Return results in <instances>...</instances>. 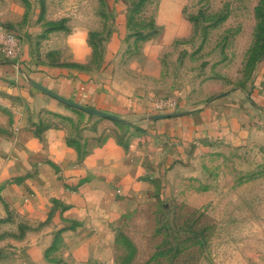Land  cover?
<instances>
[{"label":"rangeland","instance_id":"374dc122","mask_svg":"<svg viewBox=\"0 0 264 264\" xmlns=\"http://www.w3.org/2000/svg\"><path fill=\"white\" fill-rule=\"evenodd\" d=\"M258 4L0 0V29L11 31L43 63L112 86L143 108L135 119L190 108L241 86L264 55ZM50 35L54 42L68 37L87 48V59L58 63L68 52L65 47L45 51L42 43ZM3 59L9 58L0 50ZM46 112L48 120L56 118ZM75 113L69 119L76 125L100 121ZM112 123L121 142L137 125ZM152 187L127 197L101 236L81 239L72 252L56 233L42 255L38 248L27 254L31 239L15 237L18 228L4 223L0 264H264V139L252 137L240 147L210 144L176 160ZM76 224L64 222L69 228Z\"/></svg>","mask_w":264,"mask_h":264},{"label":"crops","instance_id":"0c3cea01","mask_svg":"<svg viewBox=\"0 0 264 264\" xmlns=\"http://www.w3.org/2000/svg\"><path fill=\"white\" fill-rule=\"evenodd\" d=\"M51 38L42 43L45 51L68 52L58 63L87 59L82 45ZM24 45L16 59L0 60V227L13 222L15 237L31 239L27 254L38 248L42 255L56 233L71 252L81 239L101 236L127 197L153 188L176 160L214 143L240 147L252 137L264 139V56L241 86L190 108L153 112L176 115L132 119L143 111L134 101L66 66L43 63ZM29 80L113 118L97 115L98 124L76 125L70 115L83 111L27 87ZM46 111L56 118L48 120ZM133 121L135 131L121 142L112 122Z\"/></svg>","mask_w":264,"mask_h":264},{"label":"water","instance_id":"95a60500","mask_svg":"<svg viewBox=\"0 0 264 264\" xmlns=\"http://www.w3.org/2000/svg\"><path fill=\"white\" fill-rule=\"evenodd\" d=\"M29 84L36 88L37 90L41 91L42 93L54 98L55 100H57L58 102L66 105V106H69V107H73L75 109H78V110H81L85 113H88V114H95V115H99V116H102V117H106V118H113L112 115L110 114H107V113H104L102 111H99L97 109H94V108H90V107H86V106H83L81 104H78L76 102H73L71 100H68L66 98H63L57 94H55L54 92L50 91L49 89H47L46 87L34 82V81H31L29 80ZM223 94V93H221ZM177 113L175 114H171V113H159V114H153V115H150L148 116V118L150 119H158V118H164V117H168V116H171V115H176Z\"/></svg>","mask_w":264,"mask_h":264},{"label":"built area","instance_id":"2783aa9c","mask_svg":"<svg viewBox=\"0 0 264 264\" xmlns=\"http://www.w3.org/2000/svg\"><path fill=\"white\" fill-rule=\"evenodd\" d=\"M0 50L9 59L18 57L19 43L11 31L0 29Z\"/></svg>","mask_w":264,"mask_h":264},{"label":"trees","instance_id":"16d2710c","mask_svg":"<svg viewBox=\"0 0 264 264\" xmlns=\"http://www.w3.org/2000/svg\"><path fill=\"white\" fill-rule=\"evenodd\" d=\"M258 1H259V4H258V7L256 8V12L258 13L259 17H262V16H264L262 14L264 12V0H258Z\"/></svg>","mask_w":264,"mask_h":264}]
</instances>
